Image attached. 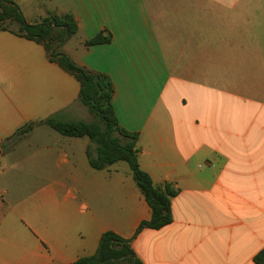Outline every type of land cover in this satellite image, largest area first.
<instances>
[{
  "label": "crops",
  "instance_id": "crops-1",
  "mask_svg": "<svg viewBox=\"0 0 264 264\" xmlns=\"http://www.w3.org/2000/svg\"><path fill=\"white\" fill-rule=\"evenodd\" d=\"M11 1L29 23L74 16L78 30L59 51L110 77L119 123L138 134L140 167L178 193L171 223L136 234L152 209L133 172L122 160L92 167L88 136L45 122L60 112L82 120L80 81L43 44L0 28V89L32 75L46 85V102L28 101L18 122L49 125L61 146L32 152L50 172L40 191L10 212L4 207L0 264H72L94 255L107 231L131 239L144 264H257L264 248V0ZM98 35L109 40L87 44Z\"/></svg>",
  "mask_w": 264,
  "mask_h": 264
},
{
  "label": "trees",
  "instance_id": "trees-1",
  "mask_svg": "<svg viewBox=\"0 0 264 264\" xmlns=\"http://www.w3.org/2000/svg\"><path fill=\"white\" fill-rule=\"evenodd\" d=\"M5 22L17 24V33L43 44L51 61L57 62L66 71L72 73L81 84L80 101L94 114L91 121L64 120L50 116L46 123L68 136H88L94 143L88 149L90 164L103 169L117 161L130 164L133 177L152 209L149 220L142 221L136 234L144 228L160 229L173 220L172 197L178 190L169 183L156 185L152 177L140 167L137 146L138 134L124 129L118 120L112 103L113 83L109 76L93 72L78 65L68 55L59 51V47L78 30V23L72 14L51 13L43 21L29 23L20 6L11 0H0V28ZM9 29V28H4ZM109 38L98 35L87 44L108 41ZM31 129L24 128L23 132ZM257 264H264V248L254 256ZM72 264H144L131 245V239L122 237L114 231L105 232L100 239L97 252L92 256L78 259Z\"/></svg>",
  "mask_w": 264,
  "mask_h": 264
},
{
  "label": "rangeland",
  "instance_id": "rangeland-1",
  "mask_svg": "<svg viewBox=\"0 0 264 264\" xmlns=\"http://www.w3.org/2000/svg\"><path fill=\"white\" fill-rule=\"evenodd\" d=\"M3 27L17 30L18 26L5 22ZM48 83L55 85L53 81ZM45 86L39 83L35 75H32L26 82L15 83L11 87L4 86L0 89V202L2 200L4 202V206L0 205V215L6 213V208L10 212L16 204L22 201L21 199H28V196L37 193L43 187L41 181H43L44 172H50V168L43 169L32 152L43 150L46 145L53 149L61 147L56 143L57 139L52 134L54 129L49 125H37L33 129L32 124L29 123L31 121L23 127H21L23 123L18 122L20 118L18 110L28 107V101L46 102ZM81 108L80 119L91 121L95 118L94 114L82 103ZM61 113H54L50 116L62 119ZM27 126H31V129L23 132ZM19 127L21 128L18 129ZM32 130L34 132L28 135ZM12 131L16 133L10 134ZM120 163L132 171L127 161L122 160ZM31 179L34 181L28 183Z\"/></svg>",
  "mask_w": 264,
  "mask_h": 264
},
{
  "label": "water",
  "instance_id": "water-1",
  "mask_svg": "<svg viewBox=\"0 0 264 264\" xmlns=\"http://www.w3.org/2000/svg\"><path fill=\"white\" fill-rule=\"evenodd\" d=\"M0 152H1V150H0Z\"/></svg>",
  "mask_w": 264,
  "mask_h": 264
}]
</instances>
